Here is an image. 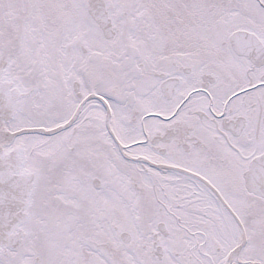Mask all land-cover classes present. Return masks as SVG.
Masks as SVG:
<instances>
[{"label":"snow or ice","instance_id":"obj_1","mask_svg":"<svg viewBox=\"0 0 264 264\" xmlns=\"http://www.w3.org/2000/svg\"><path fill=\"white\" fill-rule=\"evenodd\" d=\"M0 264H264V0H0Z\"/></svg>","mask_w":264,"mask_h":264}]
</instances>
